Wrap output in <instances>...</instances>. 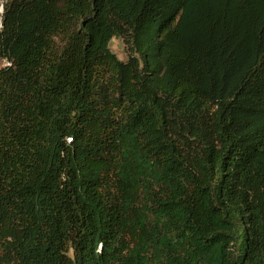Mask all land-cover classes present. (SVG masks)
Here are the masks:
<instances>
[{"label":"trees","instance_id":"1","mask_svg":"<svg viewBox=\"0 0 264 264\" xmlns=\"http://www.w3.org/2000/svg\"><path fill=\"white\" fill-rule=\"evenodd\" d=\"M4 7L0 264H264V0Z\"/></svg>","mask_w":264,"mask_h":264},{"label":"clouds","instance_id":"2","mask_svg":"<svg viewBox=\"0 0 264 264\" xmlns=\"http://www.w3.org/2000/svg\"><path fill=\"white\" fill-rule=\"evenodd\" d=\"M5 0H0V31H3V16L5 13L4 7ZM109 51L116 56L118 61L123 62L125 60V56L123 55V50L126 49L127 45L124 43V38L122 36H118L117 34H113L109 39ZM0 67L8 68L12 67V62L5 59L3 64H0ZM99 251V249H98Z\"/></svg>","mask_w":264,"mask_h":264},{"label":"rangeland","instance_id":"3","mask_svg":"<svg viewBox=\"0 0 264 264\" xmlns=\"http://www.w3.org/2000/svg\"><path fill=\"white\" fill-rule=\"evenodd\" d=\"M7 1H8V0H5L4 3H6ZM123 55L125 56V60H126L127 58H126V54H125V51H124V50H123ZM125 60H124V61H125ZM0 64H2V63H0Z\"/></svg>","mask_w":264,"mask_h":264},{"label":"built area","instance_id":"4","mask_svg":"<svg viewBox=\"0 0 264 264\" xmlns=\"http://www.w3.org/2000/svg\"><path fill=\"white\" fill-rule=\"evenodd\" d=\"M4 5H5V3H4Z\"/></svg>","mask_w":264,"mask_h":264}]
</instances>
